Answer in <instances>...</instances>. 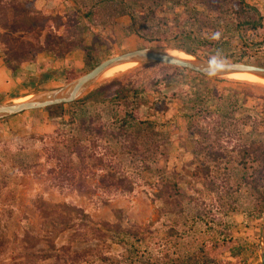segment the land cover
Returning <instances> with one entry per match:
<instances>
[{
	"label": "rangeland",
	"instance_id": "374dc122",
	"mask_svg": "<svg viewBox=\"0 0 264 264\" xmlns=\"http://www.w3.org/2000/svg\"><path fill=\"white\" fill-rule=\"evenodd\" d=\"M171 1L34 0L33 9L49 13L53 20L52 27L45 30L49 51L28 56L17 76L28 82L29 75L40 73L39 63L46 58L43 71L56 75L43 86L28 89L23 97L66 84V69L87 72L85 51L76 46L79 37L92 48L99 63L132 49L156 46L174 54L184 51L193 56L188 51H196L202 59L220 50L227 61L264 65V28L241 30L228 0H177L180 5L170 14L167 9L171 8ZM249 1L264 15V0ZM94 8L95 14H91ZM130 9L139 15L133 29L127 14ZM143 26L154 33L143 34L147 32H142ZM216 32L221 33L218 41L211 39ZM0 34L10 37L17 33L0 26ZM72 34L75 38L71 51L67 56L59 54V47ZM149 37L167 44L153 45ZM3 56L0 49L1 60ZM171 65L141 61L125 71L98 79L90 89L116 77L132 80L136 87H141L152 78L174 71ZM206 76L203 80H191L192 84L202 90L218 85L237 95L245 103L244 110H237L238 117H247L255 109L258 119H246L249 124L244 126L243 137L264 144V85L230 75ZM184 88L191 93L171 98L170 91L162 90L161 96L166 98L164 114L158 112L160 119H155V112L148 106H142L141 119L130 122L131 130L142 133L139 148L145 156H133L122 149L119 141L109 138L101 142V147L91 146L81 158L83 154L72 152V142L62 140L78 135L81 123L88 127L91 137L100 121L116 129L129 103H72L65 106L61 117L49 114L48 119H42L28 110L19 113L24 119H14L15 115L0 119V264H32L23 255L24 233L40 229L46 235L54 230L59 223V203L63 202L82 207L95 224L115 222L116 209H121L123 227L137 234L104 230L102 237L83 240L77 231L67 230L56 241L60 258L39 264L61 263L65 257L62 246L70 244L72 251L88 252L92 260L86 264H207L208 257L219 264H261L259 241L264 200L253 183L247 185L240 180L241 171L236 169H242L241 165L232 171L230 195L218 198L213 192L211 179L219 173L208 170L202 155L196 152L201 138L197 130L209 128L207 132L212 134V128L217 129L223 120L201 119L198 97L196 100L189 85ZM157 95L151 92L148 96L153 100ZM214 107L210 105V111ZM224 120L227 125L231 122ZM153 122L166 126L159 128ZM156 142L160 148L155 146ZM109 148L116 155L112 156ZM148 156L150 168L142 162ZM255 172L260 179L259 191L264 194V162L260 161ZM230 236L256 243V251L246 250L234 256L229 250ZM47 245L42 242L38 247Z\"/></svg>",
	"mask_w": 264,
	"mask_h": 264
},
{
	"label": "trees",
	"instance_id": "16d2710c",
	"mask_svg": "<svg viewBox=\"0 0 264 264\" xmlns=\"http://www.w3.org/2000/svg\"><path fill=\"white\" fill-rule=\"evenodd\" d=\"M171 8L167 9L168 13L173 14V10L176 6L180 5L177 0L171 1ZM227 2V1H226ZM169 4V1L168 3ZM34 0H0V26L4 29H12L17 34L10 37L0 34V49L3 50L4 56L0 62L6 65L14 76H17L18 70L23 67V61L33 53L45 52L48 53V45L45 42L46 33L45 30L51 28L53 25L52 17L49 13L43 11H35L33 9ZM228 5L234 15V20L237 22V26L241 30H258L264 28V15L260 11L259 7L249 0H228ZM193 7V6H192ZM131 8V6H129ZM134 9H130L127 13L131 19V29L135 28L138 24V14H134ZM152 11V10H151ZM96 8L91 10V14H95ZM133 12V13H132ZM153 13L155 11H152ZM143 34L147 35L154 33L153 30H149L150 27H141ZM141 32V31H140ZM20 33V34H18ZM73 35V34H72ZM73 35L70 40L63 41V44L59 47V54L67 56L71 51ZM153 45L165 46L167 41H160L154 37H149ZM77 47L82 48L85 51V67L87 71L96 66L99 61H95L92 48L86 45L85 39L79 37ZM188 53L201 58L196 51H188ZM211 55H206V59H209ZM48 61V58L39 63V69L41 70L38 75H29L27 80L21 81L25 90L32 89L38 86H43L56 75L55 72H44L43 68ZM175 68L174 71L163 74L160 77H155L149 80L144 86L136 87L132 80H123L120 77L111 79L108 82L101 83L88 92H86L79 99L69 103H59L51 106H47L36 110H47L49 114L54 117L64 116L65 106L72 103H129V107L126 108L123 119H120V123L116 129H110L109 126L103 121H100L96 126L94 136L89 134L88 127L82 123L79 124V134L68 137H63L62 140L69 143L72 142L75 145L72 149L73 153H77L82 156L85 155V151L93 147H101V142L115 139L121 143L123 150L127 151L133 156H145V153L140 152L139 142L142 138L140 131H133L130 127V122L141 119L140 108L142 106H148L155 112V119H160L158 112L164 114V98H162V90L170 91L169 97L187 94L184 87L189 85L195 92V99L198 100L202 106L200 111L201 119H220L223 120L217 129L212 128L211 132L207 129H199L197 133L201 138L197 141L196 152L202 155L203 161L206 163V167L210 171L219 173V176L211 179V187L213 192L218 198H223L225 195H230L232 187L231 180L234 175L232 172L235 166L241 165L243 168L236 170L241 171L240 180L244 181L247 185L249 182L254 186V190L259 193V197L264 200V194L259 191V180L256 178L255 169L260 165V161L264 162V144L261 140L246 139L244 138V126L246 119H258L255 109H251L247 117H238L237 110L244 108V102H240L237 95L233 93H227L223 87L214 85L212 88L202 90L197 87L196 84H192L193 79L200 78L203 80L207 77L205 74L199 73L192 69L171 65ZM65 81H71L72 79L80 76L83 73H78L75 68H69L63 71ZM231 82V81H230ZM151 92L159 93L153 100L149 98ZM191 93V91H189ZM188 93V94H189ZM246 102V101H245ZM214 105L215 109L210 111V105ZM242 104V105H241ZM198 108V105L195 106ZM250 109V108H249ZM244 110V109H243ZM255 110V111H254ZM17 115V114H16ZM14 116V115H13ZM8 118V117H6ZM2 118L3 120H7ZM224 119H231V122L227 125ZM159 128L166 126L163 123H154ZM168 125V124H167ZM173 126L171 124L168 127ZM209 126V124H206ZM212 135L215 137L212 138ZM155 146L160 148V143L156 142ZM108 148V147H107ZM106 148V149H107ZM112 156L116 155L114 150H110ZM84 158V157H83ZM148 157L142 159L147 168H150L147 164ZM253 166V168H252ZM254 170V171H252ZM244 173H243V172ZM246 171V173H245ZM250 173L252 175H250ZM258 177V176H257ZM264 177V175H263ZM258 180V181H257ZM253 181V182H252ZM255 182V183H254ZM258 183V184H257ZM175 187H178L177 183ZM229 206L234 207L232 203ZM59 223L54 230L44 235L40 229H28L23 236L24 242V257L32 264H39L41 262H47L50 259H59L60 251L57 246V238L59 235L67 230H74L78 232V235L83 237V240L96 239L103 236V231L114 232L119 234L122 231L131 232L132 229H125L122 225V210L116 209L117 220L115 222L101 221L91 223L92 218L82 208L77 205H72L67 202L59 203ZM42 242H47V248L38 247L42 245ZM229 250L234 256H239L242 252L256 251V243H249L241 237H231L229 239ZM65 254L64 260L59 264H84L91 262V256L83 249L80 251H72V244L69 246H62V250ZM125 258V257H123ZM123 261H126L123 259ZM207 264H219V262L213 258L208 257L205 261ZM229 262V261H228ZM123 264V263H122ZM136 264V263H135ZM231 264H245L234 263Z\"/></svg>",
	"mask_w": 264,
	"mask_h": 264
},
{
	"label": "water",
	"instance_id": "95a60500",
	"mask_svg": "<svg viewBox=\"0 0 264 264\" xmlns=\"http://www.w3.org/2000/svg\"><path fill=\"white\" fill-rule=\"evenodd\" d=\"M192 57L195 61L174 55V53H170L167 50L156 46L132 49L101 61L87 72L54 90L39 93L30 98L22 97L21 99H24L22 101H18L19 99H17L0 102V119L28 110L41 109L59 103H69L75 101L83 96L98 81L97 79L107 68L126 61L136 59L138 62L159 61L186 67L208 75V67L206 63L208 59L198 58L195 55ZM228 65V68L219 75H229L230 73L244 71L260 72L264 75V65L243 61H228ZM259 249L261 264H264V225L260 234Z\"/></svg>",
	"mask_w": 264,
	"mask_h": 264
},
{
	"label": "crops",
	"instance_id": "0c3cea01",
	"mask_svg": "<svg viewBox=\"0 0 264 264\" xmlns=\"http://www.w3.org/2000/svg\"><path fill=\"white\" fill-rule=\"evenodd\" d=\"M21 81L18 76H14L9 68L0 62V102L11 101L21 99L23 93L26 92L25 87L22 86ZM29 91V90H28ZM35 112V117H40L42 119H48L49 113L46 114L45 111L36 110L29 111ZM23 115L17 114L14 119H24Z\"/></svg>",
	"mask_w": 264,
	"mask_h": 264
},
{
	"label": "bare ground",
	"instance_id": "6f19581e",
	"mask_svg": "<svg viewBox=\"0 0 264 264\" xmlns=\"http://www.w3.org/2000/svg\"><path fill=\"white\" fill-rule=\"evenodd\" d=\"M174 55H177V56H180V57L187 58V59H190L192 61H195V59L192 56H190L188 54H185L184 51L176 53ZM137 63H138V60L136 59V60L126 61V62H123V63H119V64H116V65H113V66L107 68L100 75V77L98 79L101 80V79L106 78L107 76H111L112 74L119 73L121 71H125V70L137 65ZM229 75L234 77V78H237V79L255 81V82H258V83H261V84L264 85V75L262 73H260V72L244 71V72L230 73ZM22 100H24V99H21V100H18V101H22Z\"/></svg>",
	"mask_w": 264,
	"mask_h": 264
},
{
	"label": "clouds",
	"instance_id": "9594fccd",
	"mask_svg": "<svg viewBox=\"0 0 264 264\" xmlns=\"http://www.w3.org/2000/svg\"><path fill=\"white\" fill-rule=\"evenodd\" d=\"M221 38V33L216 32L211 36V39L218 41ZM208 75L215 77L219 74H222L228 68L227 58L223 56L220 50H217L214 55H211L207 60Z\"/></svg>",
	"mask_w": 264,
	"mask_h": 264
}]
</instances>
